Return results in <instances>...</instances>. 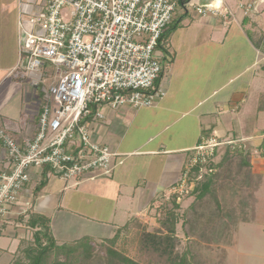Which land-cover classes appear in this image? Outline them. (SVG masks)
I'll use <instances>...</instances> for the list:
<instances>
[{
  "label": "crops",
  "instance_id": "crops-1",
  "mask_svg": "<svg viewBox=\"0 0 264 264\" xmlns=\"http://www.w3.org/2000/svg\"><path fill=\"white\" fill-rule=\"evenodd\" d=\"M44 1L0 0V128L17 138L35 129L40 110L34 75L15 71L22 23ZM226 1L236 13L229 26L192 8L179 12L180 24L170 37L172 71L163 82V99L145 107H105V118L92 120L93 138L122 154L114 173H87L69 188L60 178L49 179L47 192L42 188L34 196L27 213L50 218L59 244L86 237L110 239L135 219H151L159 198L176 196L180 207L187 206L196 186L190 162L196 147L211 138L250 146L251 173L261 178L255 191L259 199L264 182V8L249 15L239 4L250 0ZM25 226L7 225L0 264L19 258Z\"/></svg>",
  "mask_w": 264,
  "mask_h": 264
},
{
  "label": "built area",
  "instance_id": "built-area-1",
  "mask_svg": "<svg viewBox=\"0 0 264 264\" xmlns=\"http://www.w3.org/2000/svg\"><path fill=\"white\" fill-rule=\"evenodd\" d=\"M239 6L259 14L264 0ZM188 8L225 26L236 18L226 0H46L22 23L15 71L34 75L40 110L35 129L20 138L0 128V234L33 208L42 177L60 178L69 188L87 173H114L122 154L93 138L92 120L105 118V107L152 106L167 95L163 82L172 68L160 43ZM225 143L211 138L199 145L191 165Z\"/></svg>",
  "mask_w": 264,
  "mask_h": 264
},
{
  "label": "rangeland",
  "instance_id": "rangeland-1",
  "mask_svg": "<svg viewBox=\"0 0 264 264\" xmlns=\"http://www.w3.org/2000/svg\"><path fill=\"white\" fill-rule=\"evenodd\" d=\"M172 33L173 30L169 32L170 35ZM167 55L172 66L170 52ZM222 158L223 153H220L215 160L219 162ZM248 159L251 160V155ZM251 171V166L245 165L240 155L229 157L223 166L213 172L215 183L211 194L195 203V198H191L187 206L176 209V213L182 216L176 225L175 236L178 240L175 252L180 256L186 255V264H264V182L258 199L255 191L261 178ZM205 172L206 168L202 169L201 173ZM47 187L43 193L47 192ZM158 201L151 219L133 220L129 230L120 232L115 241L107 238L96 241L91 258L82 257L80 252L71 253L69 258V253H60L56 254V259V255H52L48 263L52 264L53 259H58L66 264H113L118 259L109 252L112 248L141 264H171L168 254L142 242L145 234L166 235L168 231L164 221L173 203L170 198H159ZM19 217L15 219V225H25ZM58 226L55 227L57 231ZM104 230L108 232L107 227ZM23 237V251L18 259L26 263L29 259L25 249L29 243H35L34 230L26 225ZM7 239L0 234V245ZM74 243L67 240L63 244Z\"/></svg>",
  "mask_w": 264,
  "mask_h": 264
},
{
  "label": "trees",
  "instance_id": "trees-1",
  "mask_svg": "<svg viewBox=\"0 0 264 264\" xmlns=\"http://www.w3.org/2000/svg\"><path fill=\"white\" fill-rule=\"evenodd\" d=\"M178 18L179 17L177 16V18L173 20V22L163 33L160 48L165 50L166 53L169 51L165 48V44L170 42V37L173 34L172 33L170 35L169 32L172 30L175 32V30L178 28L180 24V22L177 21ZM220 152L223 153V158L217 162L215 159L219 156ZM234 155H240L242 157V162L245 165L251 166L250 159H248V157L250 158L251 155V149L249 145L242 143L240 148L238 147V144L225 143V145L221 147L220 145L216 146L213 155L210 156L206 162H199L191 167L190 178L196 179V186L191 192V195L195 198L194 203L197 200L203 199L211 194L212 187L215 183V174L213 172L218 170V167L223 166L229 157ZM205 168L206 172L202 174V169ZM48 180L49 179L46 176L42 179V182L35 189V196H37L40 190L46 186ZM170 200L171 203H173V208L168 211L167 217L164 221V225L168 230L166 235L148 233L143 236L142 242L146 246L153 247L156 251H160L163 254H168L171 264H186V255L184 254L180 256L178 252H175V247L178 240L175 236L176 225L182 216H179V214L176 213V209L179 208L180 205L176 196L171 197ZM19 219L20 221L24 222L25 225H28L30 229L34 230L35 243H29L25 249L26 256L29 259L28 262H21L20 259H17L12 264H49L48 261L51 259L52 255L60 253H69L68 258L69 255L71 253L73 254L74 252H80L81 256L85 257L86 259L92 257L94 243L96 241H93L90 237L78 240L73 245L59 244L54 237L51 220L47 216L30 211L28 213L22 214ZM124 230H129V225H125L120 231H118V233H116L113 238L107 240L115 241L120 232ZM109 252L118 259L113 264H141L140 262L126 255H122L119 251H116L112 248L109 249ZM57 257L58 255H56L54 258L56 259ZM55 259H53L54 261L52 264H66V262Z\"/></svg>",
  "mask_w": 264,
  "mask_h": 264
},
{
  "label": "water",
  "instance_id": "water-1",
  "mask_svg": "<svg viewBox=\"0 0 264 264\" xmlns=\"http://www.w3.org/2000/svg\"><path fill=\"white\" fill-rule=\"evenodd\" d=\"M201 4L203 5H207V4H213L214 1H217V0H198Z\"/></svg>",
  "mask_w": 264,
  "mask_h": 264
}]
</instances>
